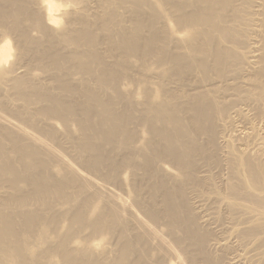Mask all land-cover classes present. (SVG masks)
<instances>
[{
    "label": "bare ground",
    "instance_id": "obj_1",
    "mask_svg": "<svg viewBox=\"0 0 264 264\" xmlns=\"http://www.w3.org/2000/svg\"><path fill=\"white\" fill-rule=\"evenodd\" d=\"M0 264H264V0H0Z\"/></svg>",
    "mask_w": 264,
    "mask_h": 264
}]
</instances>
